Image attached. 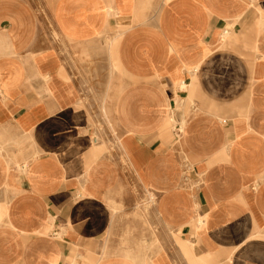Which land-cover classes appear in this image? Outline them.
<instances>
[{"label": "crops", "instance_id": "0c3cea01", "mask_svg": "<svg viewBox=\"0 0 264 264\" xmlns=\"http://www.w3.org/2000/svg\"><path fill=\"white\" fill-rule=\"evenodd\" d=\"M260 19L0 0V264H264Z\"/></svg>", "mask_w": 264, "mask_h": 264}, {"label": "bare ground", "instance_id": "6f19581e", "mask_svg": "<svg viewBox=\"0 0 264 264\" xmlns=\"http://www.w3.org/2000/svg\"><path fill=\"white\" fill-rule=\"evenodd\" d=\"M141 13V12H140ZM262 16V15H260ZM142 21V20H141ZM257 25H264V20L263 19H260L259 20V23ZM179 129V128H178ZM181 129V128H180ZM152 198V197H151ZM138 208V207H137ZM107 251V250H106Z\"/></svg>", "mask_w": 264, "mask_h": 264}, {"label": "rangeland", "instance_id": "374dc122", "mask_svg": "<svg viewBox=\"0 0 264 264\" xmlns=\"http://www.w3.org/2000/svg\"><path fill=\"white\" fill-rule=\"evenodd\" d=\"M264 20V19H263ZM111 42V40L109 41V43ZM187 88V86L186 85H184L183 87H182V89H186Z\"/></svg>", "mask_w": 264, "mask_h": 264}]
</instances>
